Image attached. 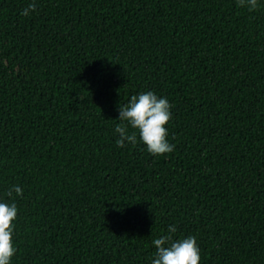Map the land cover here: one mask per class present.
I'll list each match as a JSON object with an SVG mask.
<instances>
[{"label":"trees","instance_id":"obj_1","mask_svg":"<svg viewBox=\"0 0 264 264\" xmlns=\"http://www.w3.org/2000/svg\"><path fill=\"white\" fill-rule=\"evenodd\" d=\"M31 2L0 0L11 264H152L170 225L199 264H264V0ZM147 91L172 105L161 156L116 143Z\"/></svg>","mask_w":264,"mask_h":264},{"label":"clouds","instance_id":"obj_2","mask_svg":"<svg viewBox=\"0 0 264 264\" xmlns=\"http://www.w3.org/2000/svg\"><path fill=\"white\" fill-rule=\"evenodd\" d=\"M237 6L247 9L249 12L256 11L259 7L258 0H236ZM36 10L35 0L29 3L21 15L27 17ZM172 105L166 98L158 97L154 92H141L133 95L130 101L123 107H119L118 120L115 133L119 134L117 146L123 148L126 143L135 146L142 143L146 150L153 156H161L171 153L175 145L168 142V130L166 125L171 119ZM129 128L133 131L129 132ZM22 196V189L13 186L7 191L9 198ZM18 208L15 202H0V264H11L12 257L17 248L13 242L14 222L17 218ZM177 232L175 225H170L167 234L152 243L156 253L152 264H199L200 248L194 236L174 239Z\"/></svg>","mask_w":264,"mask_h":264}]
</instances>
